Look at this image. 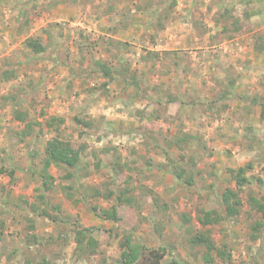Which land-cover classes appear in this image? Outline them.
<instances>
[{"label": "rangeland", "instance_id": "rangeland-1", "mask_svg": "<svg viewBox=\"0 0 264 264\" xmlns=\"http://www.w3.org/2000/svg\"><path fill=\"white\" fill-rule=\"evenodd\" d=\"M126 1H131L132 4L135 2ZM165 1L170 4V0ZM109 3L105 1L99 5L96 0H0V169L9 165L17 168L15 182L0 171V222H3V225L0 224V264H117L121 254L119 242L122 234L110 237L107 230L116 228L117 225L99 217L101 208H110L114 201L100 197H88L86 201H78L83 195L90 196L93 186L105 190L102 184L109 179L108 164L111 157L119 160L121 164H135L133 171L127 170V175L134 180L133 187L136 189L135 197L139 207L123 206L120 213L134 220L132 228L136 239H140L148 247H165L168 250L164 263L205 264L204 249L189 245L190 238L197 230H205L197 220V212L200 209L217 207V197L226 188H235L232 170L254 160L247 156L255 154L257 159L252 161L254 169L247 172L251 183L245 187L246 194L259 189L258 179L264 181V126H243L246 121L241 111L230 112L229 115L230 121L234 119L241 126L227 121L226 124L230 127L221 135L232 140L236 156H240L239 161L228 160L223 168L222 163L207 160L218 147H213L214 142L203 141L208 150L198 153L197 170L201 173L197 176L195 187L185 186L172 173L173 166L179 159V151L166 147L164 139L172 138L180 131L199 134L203 138L207 126L213 127L211 120L203 117L206 103L216 100L220 108L227 104L223 101V87L217 82L215 69L209 71L214 60L224 59L221 61L225 63L224 66L235 72L232 62L236 61L233 57L238 54L220 47L222 43L218 39L226 40L223 36L212 34L215 40L210 45H204V42L199 41L204 37L203 32H197V40L192 42V47L201 48L192 55H181L183 62L178 68L185 67L187 70L189 65L196 78L189 79L187 72L182 74L181 93L185 94L188 104L180 113H177L176 105L166 106L160 103L162 98L159 102L155 100L159 97L156 87L160 89L167 86L168 92L178 93L175 80L177 75L175 72L168 73L173 58H165L160 64H146L140 60V55L144 54L141 51V38L144 35L135 43L132 42L133 46L129 45L127 50L124 47L121 49L139 76L146 73L147 99H134V90L131 87L116 82L111 84L112 92L107 96L91 94L88 91L104 81L96 74L85 76V69L87 61L109 58V53L105 52L106 35L100 29L104 20L103 17L98 18L99 9L107 7ZM122 14H125L122 16L125 20L135 18L133 14H126L125 11ZM176 18L173 15L174 21ZM176 32V29L169 26L167 33L163 34L162 41L167 42L165 49L178 47L175 44L178 40L175 37ZM137 33L139 31L127 35L128 39ZM182 33L187 35L184 31L179 34ZM147 36L149 37L146 38ZM157 36L156 31H149L143 42L150 43V38ZM28 38L38 39L47 45V52L35 55L25 48L24 43ZM81 41L85 44L82 51L79 48ZM207 44L210 50L204 49ZM203 50H207L206 53ZM197 57H200V61ZM207 60L211 61L210 65L206 63ZM239 60L237 64L241 67L240 72L251 75L249 71L254 70L250 63L252 60ZM115 62L114 68L117 65ZM173 69L174 66L172 71ZM11 70L14 72L12 77L8 75ZM206 71L211 72V75H205ZM259 84L264 87V78L260 79ZM8 93L23 99V109L29 112L31 119L45 125L52 117H61L65 119V123L55 124L50 131L48 128L34 126L32 135L20 141L21 137L16 133L24 125L16 122L12 116L17 101L5 103L2 99ZM245 108L248 107L242 105L240 109L245 111ZM227 113L224 111L223 115L227 116ZM76 116L92 119L95 129L80 137V128L74 122ZM215 128L210 131L209 136L216 137L219 134V127ZM154 135L159 136L160 147L150 144ZM55 136L88 144L77 180L64 179L65 172L57 168L51 169L57 186L48 193V199L52 206H58V211L42 204L39 198L42 194L39 182L30 175L32 164L38 166L44 156L43 143ZM225 145L223 143L224 147ZM227 150L231 152V149ZM62 185L74 186L76 190L65 192ZM146 188H150L160 197L162 206L170 208L167 213L163 210L154 212ZM246 198L247 196L244 197ZM25 201L36 203L40 210L31 212ZM44 207L48 208L52 216L58 215L55 221L37 215L41 214V208ZM248 210L249 207L245 206L242 215L232 223L221 222L209 228L215 244L227 254L221 259L214 253V264H264V239L253 240L251 230L255 220L260 217H249ZM34 215L38 216L35 219L34 233L40 243L29 248L26 242L29 233L27 218ZM185 216L190 219L186 226L183 222ZM157 222L164 228L162 235L155 229L158 228L155 226ZM78 227L95 230L94 236L98 240L96 252L80 261H76L74 257Z\"/></svg>", "mask_w": 264, "mask_h": 264}, {"label": "trees", "instance_id": "trees-1", "mask_svg": "<svg viewBox=\"0 0 264 264\" xmlns=\"http://www.w3.org/2000/svg\"><path fill=\"white\" fill-rule=\"evenodd\" d=\"M148 5L152 8L155 7L151 1ZM171 5H173V3ZM165 15V18L168 19L169 12H166ZM219 18L226 23L220 34L226 40H233L246 32L240 24V20L232 15L229 9L221 14ZM216 20H218V18ZM24 46L35 55H42L47 52V45L38 39L28 38L25 41ZM84 46L85 44L83 41L79 42V48L81 51ZM128 46V44L122 41L109 40L107 41L105 48V52L109 53V58L92 59L86 62L87 68L85 69V76L92 73L104 79L100 85L92 86V88L88 90L91 94L99 93L102 96H107L109 94L110 84L116 82L117 84L131 87L134 90L132 95L134 99H147L148 89L146 87V73L139 76L137 70L132 69V62L122 54L121 47H124L125 50H127ZM165 58H173L171 68L168 70V73H170L172 72V66H177L179 64L177 60L179 57L176 52L165 51L160 53L144 48V54L140 56V60L146 64H155L157 61H163ZM113 62L117 64L115 68ZM227 73L229 72L227 71ZM8 75H11L12 77L14 75L13 70L8 71ZM219 81L220 85L223 87V98H227L232 93L231 88L236 83V79L231 76L228 77L227 75L224 81ZM166 89L164 90L166 93L165 105L167 106V104L179 102V95H177L179 93L176 94L175 92L173 94L168 92V88ZM2 99L5 103H9V101H17V106L13 108L12 116L16 122L24 125L22 130L16 133L19 138L21 137L20 141H24L29 135H32L34 126H40L42 129L48 128L50 131L55 124L62 125L65 123V119L61 117H52L46 121L45 125L31 119L29 112L23 109V99L14 96L13 93H8L2 96ZM182 104H185L183 100ZM204 107V114L208 113V115L213 118H220L222 113L227 109L226 105L223 106V108H220L216 104V100L206 103ZM260 117L264 121V103L261 104ZM74 122L80 128V137L88 133L90 130L95 129V122L88 117L76 116ZM109 128L110 127L108 126V129ZM158 137L156 135L152 136V143L150 144L158 145L160 147ZM203 141V138L199 136V134H192L185 131H180V133L174 134L172 138L164 139L166 147L171 149L174 148L179 151V159L173 166L172 173L179 182L189 188L195 187L197 176L201 173L197 170L198 153L201 150H208V147ZM87 149L88 144L86 142L78 143L75 141H68L59 136H55L43 143L44 156L41 158L38 166L32 164L30 169L32 173L29 172L32 178L39 182L40 190L42 191L39 198L42 200L41 202L43 205L45 204L46 207L49 206V208H52L54 211H58V206H52V203L48 199V193L57 186L56 178L51 173V169L57 168L65 172V174H63L65 175L63 176L64 179L73 180L74 178V180H77V173ZM255 159H257V157H255ZM252 161L247 162L237 170H232V173L234 174L235 188L228 187L221 196L217 197V207L207 210L200 209L197 212V220L205 230H197V232L190 238L189 245L193 248L204 249L203 258L205 264H214V253L221 259H224L227 256L226 252L218 247L213 241L209 228L211 226H217L221 222L232 223L236 221L242 215L245 206L249 207V210L247 211L249 217H260L255 220L251 227L252 239L255 241H257L258 238L264 239V181L258 179L257 183L259 189L256 192L253 191L254 193L249 192L246 194L245 191V187L251 183V180L247 176V172L254 169V163ZM134 165L128 163L121 164L119 160L112 159L111 157L108 164L110 167L109 179L102 184L105 190L101 189L102 187L93 186L91 187V195H83L81 200L78 201H86L88 200V197H100L105 200L114 201V204L110 208H101L99 217L117 225L116 228L107 230V234L110 237L111 235L122 234V238L119 242L121 254L116 262L117 264H177L176 262L164 263L163 260L168 253V250L165 247L151 248L146 246L140 239H136L132 228L134 220L128 217L126 218L120 213V209L123 206L132 208L136 205L139 207V202L135 197L136 189L133 187L134 180L132 176L127 175V170L133 171L135 168ZM0 171L1 173L8 175L12 182L17 180V168L10 165L3 166ZM121 177H123V179H121ZM61 188L65 192L72 189L76 190V187L74 186L70 187L62 185ZM146 191L148 197L152 200L154 212L159 213L163 210L167 213L170 210L168 206H162L160 197L154 191L150 190V188H146ZM243 195H246L247 198L244 199L246 196ZM22 200H24V198ZM25 202L26 207L28 206L31 209V212L36 213V211L40 210V208L37 209L38 206L36 203ZM47 209L48 208L45 207L41 208V214L38 213L37 215L44 218L48 217L55 221L58 215L52 216ZM37 217L38 216L34 215L27 218V221L29 222L27 230L29 233L27 234L26 242L29 248L40 243L38 236L34 233L36 229L35 219ZM186 217L187 216H185L183 220L184 226L190 221V219ZM0 224L3 225V222H0ZM155 226H158V228H155L157 233L162 235L164 230L162 224L157 222ZM94 233L95 230L93 229L78 227L75 237L76 249L74 251L76 261H80L87 256L89 257V255H93V253L96 252L98 240L95 238ZM1 239L2 232L0 233V240ZM48 264H51V262Z\"/></svg>", "mask_w": 264, "mask_h": 264}, {"label": "crops", "instance_id": "crops-1", "mask_svg": "<svg viewBox=\"0 0 264 264\" xmlns=\"http://www.w3.org/2000/svg\"><path fill=\"white\" fill-rule=\"evenodd\" d=\"M96 1L99 2V5L103 4L105 1L110 2L107 7H102L98 12V18L103 17L104 20V24H102V28L100 29H102V32H104V34L106 35L104 38L105 46L107 45V41L109 40L122 41L128 45L133 46L137 39L140 40V38L143 35L145 36V34H147L149 31H156L158 36L155 38H150V43L143 42V38H145L144 36L143 38H141V41L143 40L141 42V51H144V48H147L145 45H151L152 47L148 48L150 50H154L160 53H163L165 51H174L177 53V56L179 57V59L177 58L179 64L177 66H174L172 72H175L177 75V77L175 76V80H177L176 88H178L179 94H176L179 95V102L170 103L171 105L177 106V113L183 111L188 104L185 100V94L181 93L182 87L180 85V79L182 77V74L184 72H187V75L189 74V79L194 78L193 80H195L196 78L193 70L189 68V65L187 70L185 69V67H183V69L178 68L181 62H183V60H181V55H183L184 53L192 55L194 51H197V49L201 48V46L194 48L192 47V42L197 38V32H203L202 36L204 37L202 39H199V41L204 42V45H206L205 43H208L210 45L212 40H215L213 39L212 34L219 37L221 31L226 25L225 21L220 19L219 16L223 14L227 9L230 10L232 15L240 20V24L246 30L245 33L233 40L221 41L218 39V41L222 43V45L220 46L221 48H225L230 53L236 51V53L238 54L236 55V57L234 55L233 58H235L236 61L232 62L234 63L232 65H234V68H236L235 72H231L226 66H224L225 63L223 64L221 62L224 59H221V61H212L213 66L210 60H207L206 62L209 65L211 64V67H209V71H214L215 69V75L219 85V80L224 81L227 75L228 77L231 76L232 78L236 79V83L231 88V95H229L227 98H223V101L227 103V109L225 111L228 112L227 116L223 115L222 113L223 116L221 115L220 118H213L209 116L208 113H203V117H205V119L207 118L208 120H211V124L213 126H207V132H205V135H203L204 141H207L208 143L214 142L215 146L213 147H218L213 150V153L210 154V157L209 159L207 158V160H210L213 163L216 162L217 164L222 163L223 168L225 167V162L228 160L239 161L240 156H236V149L233 147L234 145L232 144V140L227 138V136L223 135L222 137L221 135L226 133L227 128L230 127V125H227V121H229L230 123L231 121H233L236 125L241 126L240 122L235 121L234 119L230 121V112L241 111L244 113L242 115H244L243 117L246 122H243V126H247L250 128L264 126V121L260 117L261 104L264 103V87L259 84L260 79L264 78V0H170V4L165 0H155V2L152 0L153 5H155L154 8L148 5V3L150 2L149 0H144L145 2H143V0H139L140 2L138 0H135L134 4H132L131 1L127 2L126 0ZM172 3L173 5H171ZM124 11L126 14H133L135 18L132 20H125L126 18L122 17L125 16V14H122L124 13ZM166 12H169L168 19L165 18ZM173 15L177 16L175 21L172 19ZM217 18L218 20H216ZM169 26L178 31L175 33V37L178 38L175 44H178V47L167 50L165 49L166 47H164L167 42H163L162 40L163 34L167 33ZM138 31L139 33H137V35L128 39L129 36L127 35H130L131 33L133 34L134 32L136 34V32ZM180 31L187 32V35H184L183 33L182 35H180ZM148 37L149 36H147L146 38ZM150 37L152 36L150 35ZM183 38L185 39L182 41ZM209 45L204 49L210 50ZM207 50H203V52L206 53ZM240 58L252 60V62L250 61V63L253 65L254 70L249 71L251 75L248 76V73L243 74L240 72L241 67L237 64V62L240 61ZM197 59L198 61H200V57H197ZM160 63L161 61L156 62V64ZM175 67H177V70H175ZM209 71H206L204 74L206 75L207 73V75L210 76L211 72ZM227 71L229 73H227ZM255 81H258V83L256 84ZM111 84L109 86V92H112ZM193 86L195 88L194 83ZM220 86L222 87V85ZM166 87L167 86H164V88L162 87L160 89L156 87L159 90V97L155 99L156 102L161 101L162 98V101L160 103L166 104V93L164 91ZM242 97H244L246 100ZM182 100L185 102V104H182ZM232 103H235V105L232 106ZM170 104H167V106H169ZM121 105L124 106L123 104ZM242 105L248 108H245V111H242L240 109ZM195 117L196 116H194V119ZM215 127H219L217 131V133L219 134L216 137L209 136L211 135L209 134L211 133L210 131L216 129ZM218 142L222 145L218 146ZM223 143L226 144L225 147L223 146ZM223 148H226V150L223 151ZM227 149H231V152H229ZM250 157L255 160L256 156L255 154L249 157L247 156V158ZM218 166H221V164ZM219 171L221 172L220 169Z\"/></svg>", "mask_w": 264, "mask_h": 264}]
</instances>
